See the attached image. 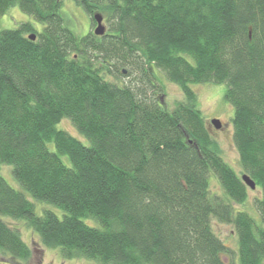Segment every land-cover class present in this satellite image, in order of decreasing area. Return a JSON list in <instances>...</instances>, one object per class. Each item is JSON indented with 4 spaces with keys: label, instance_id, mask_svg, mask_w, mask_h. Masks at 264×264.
Segmentation results:
<instances>
[{
    "label": "trees",
    "instance_id": "16d2710c",
    "mask_svg": "<svg viewBox=\"0 0 264 264\" xmlns=\"http://www.w3.org/2000/svg\"><path fill=\"white\" fill-rule=\"evenodd\" d=\"M73 1L107 31L76 36L62 0H0V17L18 7L43 25L0 28V168L62 212L37 214L0 174V257H31L6 217L63 260L264 264V0ZM118 66L137 86L104 79ZM155 70L184 98L171 111L154 98ZM204 84L226 87L241 175L260 192L253 215L235 209L249 188L206 128L191 88ZM212 221L232 226L235 253Z\"/></svg>",
    "mask_w": 264,
    "mask_h": 264
},
{
    "label": "rangeland",
    "instance_id": "374dc122",
    "mask_svg": "<svg viewBox=\"0 0 264 264\" xmlns=\"http://www.w3.org/2000/svg\"><path fill=\"white\" fill-rule=\"evenodd\" d=\"M62 16L64 18L66 26L78 37L85 36L87 33H93L95 25L90 22L89 16L84 10L79 7L73 0H62ZM102 25L104 27V33L107 31L108 23L106 17L100 13ZM21 23H31L38 31H41L43 25L33 21V19L26 14L22 13L18 7H11L3 16L0 17L1 29H16ZM95 23V22H94ZM121 69L122 74L116 72L115 68L110 70L113 74H103L105 80L119 85L137 86L135 80L137 76L135 73H127L126 68L118 66ZM157 87L158 92L155 95L157 102H160L168 111L173 110L179 102L184 100L179 88L168 82L163 72L159 70L154 71V77L151 80ZM139 88L143 87L144 90H148L149 87L144 84L138 85ZM159 87L161 90H159ZM191 88L195 92L197 98V107L202 113L205 120V125L210 133V136L219 146L222 158L235 170L240 176L241 167L239 165L238 153L233 142V107L224 99V93L226 90L225 85H192ZM149 91V90H148ZM212 119H218L221 123L219 129H215L210 121ZM58 129H63L72 136L78 138L84 145L88 142L81 137L77 131L73 128L68 120H62L58 126ZM0 174L4 180L15 190L21 191L25 196L34 203L35 211L37 214H41L42 210L48 209L54 212L58 217L62 216V212L44 203H38L32 200L27 193H25L18 183L14 180L11 174V167L3 165L0 168ZM260 192L255 190H248V198L244 205H234L236 210L245 211L251 215L254 214V198L259 197ZM45 206V208L43 207ZM4 221L13 225V228L17 229L22 240L31 248V257L26 262H11L7 258L0 257V264H98L94 261L86 259H72L63 260L56 249H49L43 247L39 241L37 235L29 229L23 220L11 221V219L3 217ZM10 221V222H9ZM212 228L215 234L235 253L236 252V238L232 226L212 221ZM236 257L234 254L233 258ZM226 260V259H225Z\"/></svg>",
    "mask_w": 264,
    "mask_h": 264
},
{
    "label": "water",
    "instance_id": "95a60500",
    "mask_svg": "<svg viewBox=\"0 0 264 264\" xmlns=\"http://www.w3.org/2000/svg\"><path fill=\"white\" fill-rule=\"evenodd\" d=\"M94 22H95V28L93 30V34L94 35H97V36H101L104 34V27L102 25V17L100 14L98 13H95L93 14L92 16ZM29 39L31 41H34L35 40V35L34 34H31L28 36ZM211 125L215 128V129H219L220 126H221V123L218 119H212L210 121ZM240 179L241 181L243 182V184L248 187L250 190H254L255 189V183L252 179H250V177L246 174H242L240 176Z\"/></svg>",
    "mask_w": 264,
    "mask_h": 264
},
{
    "label": "flooded vegetation",
    "instance_id": "af4514ba",
    "mask_svg": "<svg viewBox=\"0 0 264 264\" xmlns=\"http://www.w3.org/2000/svg\"><path fill=\"white\" fill-rule=\"evenodd\" d=\"M93 25H95V23L93 22Z\"/></svg>",
    "mask_w": 264,
    "mask_h": 264
}]
</instances>
